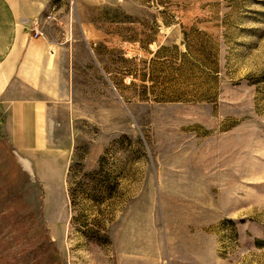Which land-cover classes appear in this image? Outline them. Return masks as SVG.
Segmentation results:
<instances>
[{
  "label": "rangeland",
  "instance_id": "374dc122",
  "mask_svg": "<svg viewBox=\"0 0 264 264\" xmlns=\"http://www.w3.org/2000/svg\"><path fill=\"white\" fill-rule=\"evenodd\" d=\"M54 7L45 143L0 112V264H264V0Z\"/></svg>",
  "mask_w": 264,
  "mask_h": 264
},
{
  "label": "crops",
  "instance_id": "0c3cea01",
  "mask_svg": "<svg viewBox=\"0 0 264 264\" xmlns=\"http://www.w3.org/2000/svg\"><path fill=\"white\" fill-rule=\"evenodd\" d=\"M55 1L0 0V112L18 150L46 141L43 94L53 59L43 24Z\"/></svg>",
  "mask_w": 264,
  "mask_h": 264
},
{
  "label": "trees",
  "instance_id": "16d2710c",
  "mask_svg": "<svg viewBox=\"0 0 264 264\" xmlns=\"http://www.w3.org/2000/svg\"><path fill=\"white\" fill-rule=\"evenodd\" d=\"M98 187H94V189H92L91 191H90V197H92L94 200L96 199H99L98 197H99V195L98 194H104V192H105V189L104 188H101V187H99L98 189H97ZM101 197V196H100Z\"/></svg>",
  "mask_w": 264,
  "mask_h": 264
},
{
  "label": "built area",
  "instance_id": "2783aa9c",
  "mask_svg": "<svg viewBox=\"0 0 264 264\" xmlns=\"http://www.w3.org/2000/svg\"><path fill=\"white\" fill-rule=\"evenodd\" d=\"M36 34H37V32H36Z\"/></svg>",
  "mask_w": 264,
  "mask_h": 264
}]
</instances>
